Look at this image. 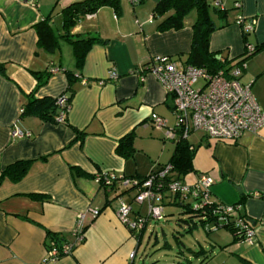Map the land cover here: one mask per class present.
Wrapping results in <instances>:
<instances>
[{"label": "crops", "instance_id": "crops-1", "mask_svg": "<svg viewBox=\"0 0 264 264\" xmlns=\"http://www.w3.org/2000/svg\"><path fill=\"white\" fill-rule=\"evenodd\" d=\"M78 1L0 0V65L4 67L0 71V173L17 161H28L20 180L6 178L0 184V264H127L129 253L136 250L137 254L149 223L139 237L133 236L116 216L117 196L131 204V218L144 215L146 207L132 201L133 190L119 194L101 185L95 174L111 171L118 178L140 179L167 164L174 148L172 141L166 143L165 128L154 127L150 120L155 113L167 127L174 125L171 98L152 75L141 81L137 73L156 55L186 64L196 13H189L182 29L159 32V18L153 16L159 0H119L118 7L102 6L66 30L62 10ZM206 1L214 6V0ZM221 4L222 9L215 7L224 16L212 18L216 25H224L210 34L209 49L232 65L246 44L255 48L245 59L239 80L249 85L264 111V0H221ZM47 17L59 37L68 33L71 39H97L81 67L65 38H59L53 53L38 47L35 25ZM251 24L252 29L244 32ZM54 66L59 71L51 73ZM113 69L116 80L109 79ZM33 72L49 73V78L37 86ZM62 94L67 97L62 122L23 113L32 98ZM14 123L31 135L11 138ZM131 132L134 152L123 157L116 147ZM187 142L194 153L192 171L183 179L192 183L200 173L212 176L211 198L239 204L251 220L253 236L251 243L238 241L226 227L208 222L203 225L207 245L198 240L188 244L183 248L188 253L179 254L183 263L264 264V127L255 133L245 131L234 142L211 140L193 131ZM75 168L81 172L75 174ZM89 209L99 214L94 217ZM80 212L85 213L83 241L71 253L47 259L50 235L72 240ZM178 259L173 262L180 264ZM135 260L136 256L133 264Z\"/></svg>", "mask_w": 264, "mask_h": 264}, {"label": "built area", "instance_id": "built-area-1", "mask_svg": "<svg viewBox=\"0 0 264 264\" xmlns=\"http://www.w3.org/2000/svg\"><path fill=\"white\" fill-rule=\"evenodd\" d=\"M214 6L222 9L221 0H214ZM239 7L240 4L236 3ZM152 16L149 22H152ZM242 18L238 17L241 23ZM252 24L243 29L250 31ZM255 48L249 44L233 64L218 70L214 74L208 73L203 68L194 67L189 64H180L164 55L151 57L143 66L137 76L144 81L145 75H152L163 87L165 94L171 98L174 125L167 127L165 119L155 113H151L150 120L154 127L165 128V139L175 142L178 139H186L193 131L204 133L208 139L215 141L234 142L245 132H257L264 127V111L256 103L249 85L242 84L239 80L242 69L245 67L244 57L251 55ZM221 61H225L221 59ZM59 68L54 66L51 73H56ZM109 79L116 80L117 73L113 69ZM59 107V115L56 120H64V112L67 109V97L62 94L56 98ZM11 138L29 137L30 132L21 130L14 123L10 132ZM192 149L193 147L190 146ZM170 166H166L158 175H151L145 179L120 177L114 172L99 171L95 174L96 180L108 189L117 193L133 190L132 201L145 205L146 213L137 214L131 218V204L117 196L118 206L116 216L125 225L131 234L139 237L150 221H160L165 217V201L181 203L190 201L192 212L198 215L197 224L205 223L206 209L212 206L210 187L214 178L207 173H200L194 182L188 183L185 180H175L166 189L159 190L153 183L157 177H162ZM190 204V205H191ZM239 204L228 205L217 202L212 212L218 216L219 221L228 222L234 219V224L243 231L242 242L251 243L253 236L252 227L248 226L238 216ZM95 217L98 210L89 209ZM84 212L77 215L75 226L71 231L72 241L64 244L63 255L71 253L72 249L83 241L84 235ZM217 226V225H216ZM136 250L129 253L127 264H133ZM59 253L56 249L47 250V259L56 260ZM175 264V263H174Z\"/></svg>", "mask_w": 264, "mask_h": 264}, {"label": "trees", "instance_id": "trees-1", "mask_svg": "<svg viewBox=\"0 0 264 264\" xmlns=\"http://www.w3.org/2000/svg\"><path fill=\"white\" fill-rule=\"evenodd\" d=\"M119 0H81L72 3L70 6L64 8V27L69 30L73 27L77 21L87 15L96 12L102 6L118 7ZM196 13L195 21L192 24V38L190 44V50L186 56V64L194 67L203 68L208 73L214 74L220 69L230 65L229 61H221L217 56H220L217 52H212L209 49V37L210 34L217 28L222 27L224 24L216 25L213 20V15L222 18L224 16L223 10L210 6L206 0H159L155 7L153 16L159 18L156 25V29L159 32H165L169 30H180L185 26L186 18L190 12ZM36 32L38 34L37 45L46 52L53 53L59 47V38H65L72 46L76 65L81 67L84 56L90 46L97 40L93 37H83L79 39H71L68 37V33L62 36H58L51 24L48 17L39 21L35 25ZM254 53V52H253ZM250 55L244 57L247 59ZM239 61L234 64H238ZM146 65V64H145ZM144 65V66H145ZM233 65V64H232ZM231 66V65H230ZM143 67V66H142ZM0 71H4V67L0 65ZM37 79V86L43 85L49 78V73H32ZM72 74L68 72L69 82H72ZM70 89V87H69ZM59 107L56 103V98L45 97L41 99L32 98L23 108L24 114H33L39 116L44 120H56L59 115ZM133 132L126 134L122 137L116 147L117 153L123 157L132 156L134 148L132 145ZM174 148L169 159V162L156 170L149 173L147 176L140 178L145 179L151 175H158L166 166H170L169 170L162 176L157 177L154 181V187H159V190L166 189L168 185L175 180H184V175L192 171V158L194 149L190 148V144L186 139H178L173 142ZM28 161H17L0 173V184L6 179L11 181L20 180L27 171ZM75 174H79L80 169H74ZM139 179V178H138ZM212 199V198H211ZM212 206L206 209L205 223L213 222L214 225L224 226L231 231L235 240L241 241L243 238V231L234 224V219H229L228 222L219 221L218 216L212 212L213 207L217 204V200L212 199ZM176 204L181 205L179 208L180 214L191 213L192 204L190 201L181 203L180 201ZM191 204V205H190ZM238 216L250 227H252L250 218L243 212L242 207L238 211ZM198 215L192 212L186 220L183 222L188 225V229L191 230L196 227ZM197 224V223H196ZM204 225V223H201ZM69 236L53 234L50 235L48 242L46 243V249H56L59 253V257L63 255L62 248L64 244L70 243Z\"/></svg>", "mask_w": 264, "mask_h": 264}, {"label": "rangeland", "instance_id": "rangeland-1", "mask_svg": "<svg viewBox=\"0 0 264 264\" xmlns=\"http://www.w3.org/2000/svg\"><path fill=\"white\" fill-rule=\"evenodd\" d=\"M172 124L173 119L169 118V125ZM166 143L169 144V140H166ZM165 214L163 220L150 221L148 227L143 231L139 240L136 264H174L173 260L176 257H179L177 261L182 260L180 264H184L185 259L179 254L181 252L188 253V251L183 248H186L191 242L194 243L195 240H198L201 245H207L204 241L206 235L203 225L196 227L192 225L193 228L189 230V226L183 222L192 215V212L180 214L178 206H170L167 203ZM150 231L153 233L150 234Z\"/></svg>", "mask_w": 264, "mask_h": 264}, {"label": "water", "instance_id": "water-1", "mask_svg": "<svg viewBox=\"0 0 264 264\" xmlns=\"http://www.w3.org/2000/svg\"><path fill=\"white\" fill-rule=\"evenodd\" d=\"M217 58H219V56H217Z\"/></svg>", "mask_w": 264, "mask_h": 264}]
</instances>
